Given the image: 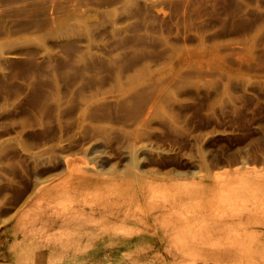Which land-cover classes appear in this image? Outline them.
<instances>
[{"label":"rangeland","instance_id":"1","mask_svg":"<svg viewBox=\"0 0 264 264\" xmlns=\"http://www.w3.org/2000/svg\"><path fill=\"white\" fill-rule=\"evenodd\" d=\"M0 264H264V0H0Z\"/></svg>","mask_w":264,"mask_h":264}]
</instances>
